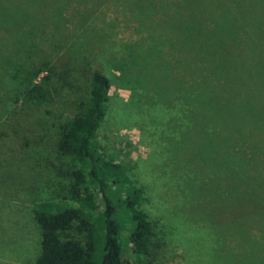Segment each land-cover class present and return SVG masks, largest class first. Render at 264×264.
I'll return each mask as SVG.
<instances>
[{
	"label": "rangeland",
	"instance_id": "1",
	"mask_svg": "<svg viewBox=\"0 0 264 264\" xmlns=\"http://www.w3.org/2000/svg\"><path fill=\"white\" fill-rule=\"evenodd\" d=\"M43 61L52 101L40 107L22 101V87ZM95 70L110 82L99 148L141 188L154 225L148 253L122 251L123 264H228L245 206L230 196L247 184L223 156L233 124L263 176L254 194L264 193V0H0V264L35 262L40 203L77 205L71 159L56 144ZM194 99L228 130L211 122L203 139Z\"/></svg>",
	"mask_w": 264,
	"mask_h": 264
},
{
	"label": "trees",
	"instance_id": "2",
	"mask_svg": "<svg viewBox=\"0 0 264 264\" xmlns=\"http://www.w3.org/2000/svg\"><path fill=\"white\" fill-rule=\"evenodd\" d=\"M51 70L47 61L29 70L22 87L24 103L42 107L52 101L48 91ZM109 89L107 76L99 70L93 71L88 101L83 110L60 125L56 145L61 155L71 159L72 175L77 185L74 186L72 199L77 205H60L53 211V203L42 202L35 208L34 219L41 239L40 253L33 264H97L93 258L97 248L101 253L98 264H123L122 251L141 255L147 254L150 249L155 235L154 225L139 207L141 188L134 185L121 163L105 158L97 142V130L105 115ZM183 97L184 101L189 99L185 92ZM194 103L202 114L198 123L200 128L205 129L213 122L215 127L228 130L230 122L221 121L219 115L214 118L213 109L199 101ZM238 113L237 110L236 115ZM233 127L235 124L230 130L229 153L223 156H228L229 169L235 179L240 182L243 176L247 184L244 186L245 195L231 194L230 198L234 204L245 200L244 205L247 206H244V213L233 217L237 221L233 231L240 241L230 246L231 252L227 253V258L224 256V260L229 261L228 264H264V193L254 194L259 188L255 181L263 176L259 168L255 169L257 163L251 165L250 156L243 157V138ZM203 132V139L207 140L209 130ZM216 137L217 141L225 139L219 135ZM210 159L214 163V158ZM78 187L82 188V192L78 191ZM251 189L252 193L249 192ZM70 229L83 232L85 240L82 242L70 236ZM121 238L126 242L124 250Z\"/></svg>",
	"mask_w": 264,
	"mask_h": 264
}]
</instances>
